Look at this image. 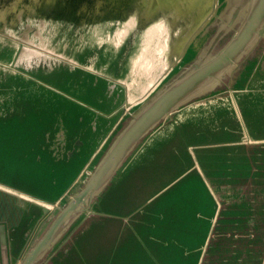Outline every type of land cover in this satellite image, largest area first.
<instances>
[{"label":"water","instance_id":"obj_1","mask_svg":"<svg viewBox=\"0 0 264 264\" xmlns=\"http://www.w3.org/2000/svg\"><path fill=\"white\" fill-rule=\"evenodd\" d=\"M0 192V264H264V0H0Z\"/></svg>","mask_w":264,"mask_h":264},{"label":"rangeland","instance_id":"obj_2","mask_svg":"<svg viewBox=\"0 0 264 264\" xmlns=\"http://www.w3.org/2000/svg\"><path fill=\"white\" fill-rule=\"evenodd\" d=\"M51 80L55 81V82H60V83H63V84H67L68 85L67 89L70 90V91H73L74 93L78 92V90L83 91V90L87 89L86 88L87 85H82V87L80 89H76L73 86V84H72V79H66L65 77L53 76L51 78ZM45 106L48 108V104H46ZM45 106H43V107H45ZM8 157H9V159H10V161L12 163H17V159H16V156H15L14 152H10L8 154ZM18 169H19V167L17 166V168L15 170V177H17L19 175V170ZM8 201H9V197L6 196V194H3L2 192H0V202L1 203H5V202H8ZM4 214H5V210L2 207H0V217L2 215H4ZM67 242H69V241H67ZM64 248H65V245L63 244L62 245V249H64ZM62 249L60 248L59 250H62ZM45 264H50V263L46 262ZM212 264H216V263H212Z\"/></svg>","mask_w":264,"mask_h":264},{"label":"trees","instance_id":"obj_3","mask_svg":"<svg viewBox=\"0 0 264 264\" xmlns=\"http://www.w3.org/2000/svg\"><path fill=\"white\" fill-rule=\"evenodd\" d=\"M14 144L16 145V147H17L19 150H21L22 152H25V153H26V150H25V148L23 147L22 144H20V143H18V142H15ZM16 159L19 160L20 158H16ZM22 163H26L24 167H26V169L29 171V165H28V164H29V161H28V158L23 157V159H22ZM3 206H4V208H6V205H5L4 203H1V202H0V207L3 208Z\"/></svg>","mask_w":264,"mask_h":264},{"label":"flooded vegetation","instance_id":"obj_4","mask_svg":"<svg viewBox=\"0 0 264 264\" xmlns=\"http://www.w3.org/2000/svg\"><path fill=\"white\" fill-rule=\"evenodd\" d=\"M4 204L6 205V202ZM3 209L5 210L4 206H3Z\"/></svg>","mask_w":264,"mask_h":264}]
</instances>
